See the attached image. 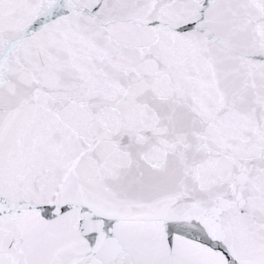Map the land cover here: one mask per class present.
Listing matches in <instances>:
<instances>
[{
	"label": "snow or ice",
	"instance_id": "obj_1",
	"mask_svg": "<svg viewBox=\"0 0 264 264\" xmlns=\"http://www.w3.org/2000/svg\"><path fill=\"white\" fill-rule=\"evenodd\" d=\"M0 264H264V0H0Z\"/></svg>",
	"mask_w": 264,
	"mask_h": 264
}]
</instances>
